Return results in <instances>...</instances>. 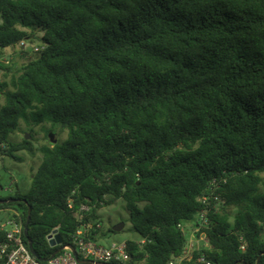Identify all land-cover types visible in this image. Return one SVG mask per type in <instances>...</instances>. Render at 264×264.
Here are the masks:
<instances>
[{"label":"trees","instance_id":"trees-1","mask_svg":"<svg viewBox=\"0 0 264 264\" xmlns=\"http://www.w3.org/2000/svg\"><path fill=\"white\" fill-rule=\"evenodd\" d=\"M36 42L20 69L0 65V156L41 165L0 211L26 226L30 209L39 260L75 246L82 204L100 222L122 200L127 264L180 257L202 212L208 262L264 264V0H0V52ZM23 124L33 138L16 141Z\"/></svg>","mask_w":264,"mask_h":264},{"label":"built area","instance_id":"built-area-1","mask_svg":"<svg viewBox=\"0 0 264 264\" xmlns=\"http://www.w3.org/2000/svg\"><path fill=\"white\" fill-rule=\"evenodd\" d=\"M21 46H25V43H22ZM37 50L38 48H36ZM207 200L208 198H203V203H206ZM75 206V200L71 198L68 202V207L74 211ZM91 210L92 206L82 204L78 210L74 211L75 220L79 224L77 231L73 235L75 246H65L62 252L46 262L32 255L29 245L25 243V225L20 212L16 210L0 211V216L6 215L0 223L1 230L6 234V241L0 245V259L4 261V264H80L70 249V247H74L79 255L83 256L81 259L85 261L106 264H127L130 262L131 256L129 254L128 241L104 246L94 240V238L99 236L103 226L99 221L86 218L91 213ZM208 225L209 218L204 212L194 222L181 225L180 228L185 233L188 243L183 254L174 258L169 264H188L193 260L194 253L199 254L200 263L212 264L206 260L204 253L210 248L204 232ZM58 230L59 228H56L50 234L48 237L49 242L55 238V232H58ZM188 233H190V238ZM136 243L138 248L143 250L146 240H139ZM244 248L242 246V249Z\"/></svg>","mask_w":264,"mask_h":264},{"label":"rangeland","instance_id":"rangeland-1","mask_svg":"<svg viewBox=\"0 0 264 264\" xmlns=\"http://www.w3.org/2000/svg\"><path fill=\"white\" fill-rule=\"evenodd\" d=\"M35 48H41V44L39 42L34 44L25 43V46L20 45L15 51H2L0 52V65L18 70L33 58ZM1 76L2 71L0 70V78ZM0 103H3L2 97H0ZM27 129L26 124H23L22 131H19L14 136L15 140L21 141L25 134L30 135L31 140L33 137ZM34 137L37 140L35 142L37 147L48 143L46 133L42 130V127L36 129ZM66 138V134L59 135L57 133L54 136L58 145H61ZM16 157L23 159V161L0 156V199L14 197L17 191L25 195L31 188L33 174L37 172L41 165L39 155L36 158H32L28 153L20 152L16 154ZM100 217L103 229L97 237L99 244L109 246L137 238L124 201L117 200L111 205H103ZM118 225H124V228L121 232L114 233L113 229ZM187 230L189 231L188 226ZM188 237L190 238V233H188Z\"/></svg>","mask_w":264,"mask_h":264},{"label":"water","instance_id":"water-1","mask_svg":"<svg viewBox=\"0 0 264 264\" xmlns=\"http://www.w3.org/2000/svg\"><path fill=\"white\" fill-rule=\"evenodd\" d=\"M50 138H51V142L53 144H57V141L54 139V136L51 134L50 135ZM26 140H30V135H26ZM8 202H16V200H10V201H0V204H4V203H8ZM6 217L5 214L1 215L0 216V223L2 222V220ZM29 222H30V209L28 211V219H27V224L25 226V236L27 237L28 235V228H29ZM124 228V225H118L116 226L113 231L118 233V232H121L122 229ZM51 245L52 247H56V246H62L63 245V241H62V238L61 236L58 234V232H55V238L53 240H51ZM28 245H29V249H30V252L32 253V255H34L36 258H38L36 252L33 250V247H32V244L30 241H28ZM65 248V246H63L59 252H56L52 257L54 258L57 254H59L60 252L63 251V249ZM74 257L76 258V260L80 263V264H106V263H95V262H92V261H85V260H82L78 251L74 248V247H70ZM263 255V254H262ZM261 255V256H262ZM261 256L259 257L258 261L260 260ZM39 259V258H38ZM257 261V263H258Z\"/></svg>","mask_w":264,"mask_h":264}]
</instances>
